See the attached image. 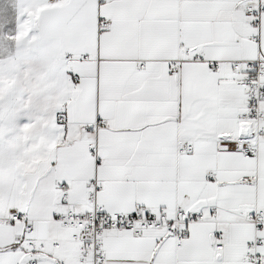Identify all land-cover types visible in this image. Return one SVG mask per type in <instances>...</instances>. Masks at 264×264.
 I'll use <instances>...</instances> for the list:
<instances>
[{"label":"snow or ice","instance_id":"6c2138e0","mask_svg":"<svg viewBox=\"0 0 264 264\" xmlns=\"http://www.w3.org/2000/svg\"><path fill=\"white\" fill-rule=\"evenodd\" d=\"M0 264H264V0H0Z\"/></svg>","mask_w":264,"mask_h":264}]
</instances>
